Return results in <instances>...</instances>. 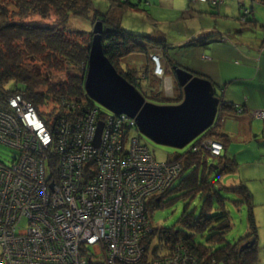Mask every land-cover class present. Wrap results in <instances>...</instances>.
<instances>
[{
	"label": "trees",
	"instance_id": "1",
	"mask_svg": "<svg viewBox=\"0 0 264 264\" xmlns=\"http://www.w3.org/2000/svg\"><path fill=\"white\" fill-rule=\"evenodd\" d=\"M112 1L110 12L105 14L95 10L93 0H0V108L6 107L11 95L19 94L35 107L44 120L52 136L51 143L45 149L50 150L52 158L44 164L46 176L50 174L51 166L52 176L61 177L58 171L64 164L63 156L60 153L53 155L51 150H70L76 129L72 127L68 133L62 132L66 121L85 124L94 112L96 118L100 119L106 115L122 116L99 107L98 102L86 94L84 83L93 38L83 29L73 27V18L86 20L87 23H93L94 16L100 18L105 29L102 34L104 52L117 71L136 86L148 101L176 104L172 99L164 98L160 88H155L160 87L163 81L153 73L150 61L153 48H168L165 39L128 29L115 7L125 9L141 3L149 4V0ZM254 1L264 3V0ZM251 22H256V19L248 18L247 24ZM129 54H144L147 57L142 56L138 60L141 67H130L121 61ZM167 58L170 65L166 67V73L171 71L179 85L174 70L179 64L169 54ZM183 94V87L179 85L175 101L180 97L182 100ZM219 95L221 100L217 118L221 110L237 115L238 106L244 109L243 113L247 112L245 105L237 106ZM217 118L214 125L200 136H209L221 142L226 150L232 139L230 134L216 125ZM134 131L139 140L149 147L139 128L135 127ZM190 148L169 159L180 161L184 168L171 194L151 196L145 204L153 232L145 241L143 264H152L153 259L170 255L177 249L182 252L187 250L196 258V264H257L259 225L254 214V193L245 183L226 185L221 179L222 175L237 171L236 158L228 157L225 152L219 160V168L213 169L219 162L209 163L211 154L194 152ZM13 151L11 160L6 162L0 159V163L10 167L16 161ZM99 165L97 155L84 160V176L93 177ZM179 199L188 202L197 199L200 205L190 209L188 203L185 204L179 219L180 227H154L152 218L155 209ZM229 202L237 208H248L247 231L235 242L227 238L233 227L232 213L227 207Z\"/></svg>",
	"mask_w": 264,
	"mask_h": 264
},
{
	"label": "built area",
	"instance_id": "2",
	"mask_svg": "<svg viewBox=\"0 0 264 264\" xmlns=\"http://www.w3.org/2000/svg\"><path fill=\"white\" fill-rule=\"evenodd\" d=\"M11 99L23 112L14 116L0 111V142L10 145L16 157L10 167L0 163V264H143L145 241L153 232L145 204L184 173L182 163L157 160L137 137L135 118L122 114L100 119L94 112L85 124L64 125L62 132L75 127L76 133L70 150H51L63 156L61 177L52 176L51 166L46 176L51 132L30 102L19 94ZM242 111L238 107V113ZM263 115L264 111L254 114ZM208 147L212 156L224 153L218 141ZM95 155L98 171L86 178L82 162ZM195 262L192 254L179 249L151 261Z\"/></svg>",
	"mask_w": 264,
	"mask_h": 264
},
{
	"label": "rangeland",
	"instance_id": "3",
	"mask_svg": "<svg viewBox=\"0 0 264 264\" xmlns=\"http://www.w3.org/2000/svg\"><path fill=\"white\" fill-rule=\"evenodd\" d=\"M150 1L152 2V4L149 5L150 8L153 5V1H156L154 2L156 4L153 5L150 12L152 13V16L158 18V20H161V23H165L167 19L175 20L176 17L182 16L181 11L188 10L189 8H191L189 6L191 2H203L201 0H176L174 6L175 10L170 7L169 12L164 10V8L158 4V1L160 0ZM98 2L101 5L106 4L104 0H98ZM204 3L196 7V13L194 16H189V14H185L184 17L188 21H191V23L195 25V27H217L219 31L227 35L229 41L233 44H238V42L245 44L244 46H241L238 49L240 51L247 50L245 52H241V55H245L247 58L239 56L240 59L243 60V63H241L240 65H235V57L233 56L234 53L229 51L227 47H224V45H222L224 44V42L220 41H213L212 43L210 42L209 46H212V48L207 49L208 52L204 51L205 47L207 46H195L184 44L182 45L183 49L180 53L175 51V48H171V55H176L178 60L182 61L178 62L182 67H185V63H188L196 68H202V66H206L208 68L210 67L213 71H217L220 75H230L237 72L238 76H242L243 74H250L253 76V78H256L252 85L243 84L236 80L232 81V78L231 82L226 85L224 90L221 87L218 89L219 94H223L225 100H230L229 94L233 93L236 95V97L241 100L240 103L248 105L249 108H247L246 106L245 108L252 110V119H254L253 126L254 128H256L254 132L257 133V135L252 136V140L250 142L233 141V145L230 147L229 151L236 154L238 160L237 171L234 173L224 174V176L222 175L221 179L226 185L238 184L240 181L243 180L245 184L248 185V187L254 193V202L256 205V207H254V214L256 215V220L259 225V258H261L260 264H264V165L262 164V155H264V134L262 133V129L264 128V115L254 116L255 112H261L264 109V102L260 100L262 97H264V95L254 90V87H257L259 80L264 81V61L260 60V56L264 53V47H262V42L264 41V3L257 2L254 0H207ZM192 4L194 5L195 3ZM141 6H143V3H141ZM202 6L203 11L205 12H202ZM115 7L117 13L122 14V8H118L116 5ZM134 9L136 11L140 10L137 7H135ZM251 9L253 10V13H251ZM104 13L106 14V11ZM94 17L95 18L93 23H87L86 20L81 21L82 19L80 18H73L71 20V23L73 24V27L83 29L84 31L89 33V35L93 38L96 34H99L97 32H94V26L100 19L97 16ZM248 18H252L253 20L255 18L256 22H251L247 24ZM129 21L130 18L126 17L124 19L125 25H123L126 27ZM140 44L142 45V41L140 42ZM167 46L168 48L166 49L159 47L155 48V50L153 48V50L150 51V61L153 69L152 71L158 78L162 79L163 81L160 87L155 86V88H160V91L162 92L163 96H165L164 98L168 97V99H172V102L174 101L173 103H179V101H182L181 97L179 100L176 98L177 101H175V96L179 91L180 84L178 85V83L175 82L176 77H174L171 71H167L166 73V67L169 68L170 65L168 62L169 58H167V55L168 49L169 47H171V44L167 43ZM154 52H157L159 62L157 59H155L156 56H154ZM203 54H206L210 58L206 59ZM142 56L147 57V55L144 54H129L126 55V57H124L121 61L123 64H126V66L128 65L130 67H141V65H139L140 63L138 60L140 58H143ZM212 60V65L210 63H205L206 61ZM60 72L61 71L57 72L56 75L58 76ZM168 73L172 76L171 80H173V84L172 81H169V79L167 78ZM248 98L249 102L246 101ZM13 105L16 104L14 103V101L12 102V99L10 100L9 98L6 107L0 108V111L12 113V115L14 116H18L20 113L23 112V110L20 111L19 109H16V107H13ZM97 105L101 108L103 107L99 103H97ZM237 106L235 105V108H237ZM236 111H238V108L236 109ZM242 112L236 113L238 114L236 116L239 117ZM1 116L3 115L1 114ZM230 116L232 115L227 114L221 110V113L217 118L216 125L220 128L230 129L238 127L240 123L239 119L237 120L235 118H229ZM5 120L8 121L7 118H5L4 121ZM18 122L19 121H17V123ZM225 122L227 124H225ZM9 123V125H13L14 121L10 119ZM70 123V120H68L64 124H66L65 126H67V124L70 125ZM19 126L23 132L26 131V129L21 124H19ZM67 129L69 131L71 127H67ZM96 135L94 138L95 142ZM143 138L144 141L149 145L150 150L153 151L152 155H154L157 160L168 162L170 161L169 159L173 158L174 155H176L177 153H183L187 151L191 145L192 146L190 149L194 152H206L210 154L208 150V143L216 141L209 136H199L197 140L195 139L193 142H191L184 148H176L169 145L159 144L151 140L147 136H143ZM223 149L225 153L226 150L224 148V145ZM13 152L14 151L10 146L0 143V159L8 162L9 160H11ZM224 153L220 156H210L208 158V162L218 163L219 160L224 157ZM260 154L261 157L259 161ZM219 164L220 162L216 165V167L214 166L213 169L219 168ZM177 182V180H174L171 186L167 190H165L164 194H171V192L173 191V187ZM187 203L188 208L190 209L193 207H199L200 205V202L197 199L192 200L190 202L183 199H179L177 201H171L169 203H166L162 207L156 208L153 212L152 218L154 227H164L172 225L179 226L180 216L185 208V204ZM227 207L231 210L233 217V227L229 231L227 238L229 241L235 242L242 234L247 231L248 208L246 206H243L242 208H237L231 202L228 203Z\"/></svg>",
	"mask_w": 264,
	"mask_h": 264
},
{
	"label": "water",
	"instance_id": "4",
	"mask_svg": "<svg viewBox=\"0 0 264 264\" xmlns=\"http://www.w3.org/2000/svg\"><path fill=\"white\" fill-rule=\"evenodd\" d=\"M101 19L94 26L89 62L85 77L86 94L115 114L135 118L140 132L151 140L176 148H184L214 125L221 97L215 82L185 67L176 65L177 80L184 96L176 104L148 101L139 89L122 76L104 52ZM100 123L96 144L100 141Z\"/></svg>",
	"mask_w": 264,
	"mask_h": 264
},
{
	"label": "crops",
	"instance_id": "5",
	"mask_svg": "<svg viewBox=\"0 0 264 264\" xmlns=\"http://www.w3.org/2000/svg\"><path fill=\"white\" fill-rule=\"evenodd\" d=\"M93 2L95 5V8L98 11H100L101 13H103L105 11L106 12L110 11V7L112 5V0H104V2H106L105 5H101L98 2V0H93ZM149 2H150L149 4L143 3V6H141V4H140L139 6H133V7L122 9V14L120 15L122 22L124 24V19L126 17L130 18L129 23L126 26L128 29L136 30L137 32L148 33L150 35L165 39V42H167L168 44H171V47H169V49H168V54L177 63L182 62V61L178 60L176 55H171V50H172L171 48H175L174 50L177 51L178 53H180L181 50L183 49L182 45H184V44L195 45V46H207V47H205L204 51L208 52L207 49L212 48V46H209L210 42L212 43L213 41L224 42V44H222V45H224V47H227L229 51L234 53L233 56L235 57V62H234L235 65H240L241 63H243V60H241L239 56L247 58L245 55H241V52H245L247 50L240 51L238 49L239 47L244 46L245 44H243L241 42H238V44H233L232 42L229 41L227 35L221 31H219L217 27H213V28H210L209 26H207V27H195V25H193L191 23V21H188L184 17L185 14H189V16H194L196 13V7L198 5H202L204 2H191L189 4V6L191 8H189L188 10H182L181 11L182 16L176 17L175 20L167 19L165 23H161V20H158V18L152 16V13L150 12L153 5L156 4V3H154L156 1H153V5L151 8L149 7V5L152 4V2L150 0H149ZM175 3H176V0H160V1H158V4L161 7H163L164 10L169 11V12H170V7L173 10H175L174 9ZM192 3H195V4L193 5ZM206 4H208V3H206ZM135 7L139 8L140 10L136 11L134 9ZM201 9H202V12H205V11H203V6L201 7ZM262 44L264 45V41L262 42ZM263 45H262V47H264ZM248 54H250V53H248ZM205 55L206 54H203V56L206 59L210 58L207 55H206L207 56L206 57ZM263 55H264V53L260 56L261 61L262 60L264 61ZM205 63H207V64L210 63L212 65L213 60L212 61H206ZM184 66L187 69L192 70L193 72H197L203 76H206V77H209L210 79H212L215 82L217 90L220 87L224 90L226 85H228L231 82L232 78H233L232 81L236 80V81H239L243 84H249V85H252V83L256 79V78H253V76L250 74L249 75L243 74L242 76H238L237 72L230 74V75H227V74L226 75H220L217 71H213L210 67L208 68L206 66H202V68H196V67H194L188 63H185ZM167 78L169 79V81H172V84L174 83L173 80H171L172 79L171 75L168 74ZM230 88H231V85H230ZM254 90L258 91L259 93L264 95V81L259 80L258 85H257V87H254ZM222 98L224 99L223 94H222ZM229 99L230 100H227V101L233 102L236 105H243V106L245 105L247 108H249L247 104L240 103L241 100L238 97H236V95L233 93L229 94ZM260 100L262 102H264V97H262ZM246 101L249 102V98ZM244 102H245V100H244ZM238 107H240V106H238ZM246 111L247 112H245V114L244 113L240 114L239 117H237L236 115H232L229 117V118H235L237 120L239 119L240 123H239L238 127L231 128V129L230 128H223L224 131H226L228 134H230L231 139H232L230 145L226 149L227 151H225V152L228 155V157H234V158H236V160H237L236 154L229 151L230 147L233 145V141L250 142L252 140V136L257 135V133L254 132L256 128H254V126H253V120L254 119H252V117H253L252 113H251L252 110L246 109ZM262 111H264V109ZM226 122H227V120H226ZM226 122H225V124H227ZM262 133L264 134V128L262 129ZM260 157H261V154L259 156V161H260ZM262 164L264 165V155H262ZM241 183H245V182L242 180L238 184H241ZM231 185H236V184H231ZM254 199H255V197H254ZM255 207H256V205H255ZM255 218H256V215H255ZM262 245H263V243H262ZM258 249H259V255H260L259 243H258ZM263 249H264V245H263ZM260 262H261V258H259L257 264H260Z\"/></svg>",
	"mask_w": 264,
	"mask_h": 264
},
{
	"label": "bare ground",
	"instance_id": "6",
	"mask_svg": "<svg viewBox=\"0 0 264 264\" xmlns=\"http://www.w3.org/2000/svg\"><path fill=\"white\" fill-rule=\"evenodd\" d=\"M35 110H36V109H35ZM36 112H37V110H36ZM2 125H3L4 127H8L7 124H6L5 122H3Z\"/></svg>",
	"mask_w": 264,
	"mask_h": 264
},
{
	"label": "clouds",
	"instance_id": "7",
	"mask_svg": "<svg viewBox=\"0 0 264 264\" xmlns=\"http://www.w3.org/2000/svg\"><path fill=\"white\" fill-rule=\"evenodd\" d=\"M155 54L157 55V53L155 52Z\"/></svg>",
	"mask_w": 264,
	"mask_h": 264
}]
</instances>
